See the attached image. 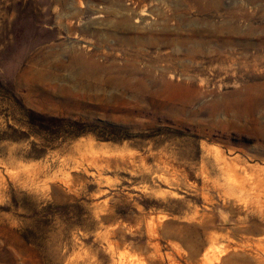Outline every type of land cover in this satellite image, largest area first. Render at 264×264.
Returning <instances> with one entry per match:
<instances>
[{"label":"rangeland","instance_id":"rangeland-1","mask_svg":"<svg viewBox=\"0 0 264 264\" xmlns=\"http://www.w3.org/2000/svg\"><path fill=\"white\" fill-rule=\"evenodd\" d=\"M262 80L264 0H0V264H264Z\"/></svg>","mask_w":264,"mask_h":264},{"label":"bare ground","instance_id":"bare-ground-1","mask_svg":"<svg viewBox=\"0 0 264 264\" xmlns=\"http://www.w3.org/2000/svg\"><path fill=\"white\" fill-rule=\"evenodd\" d=\"M198 33H200V32H198ZM163 35H164V37L159 38L158 42L156 43V44H159L161 47H176L178 45H187L188 41L191 40V38H189V37L184 38V39H180L178 37L177 33H174V32L163 33ZM196 42L202 44L201 41H196ZM170 56L171 55H169V54L163 55V57L167 58V59H169ZM79 65L81 66V64H79ZM120 68H118L117 66L114 65L113 67L109 68L108 74L106 76L101 77L98 75V73L101 71H104V67L99 65L92 58L90 60L86 59L82 64L83 71L79 75L74 76L72 78V82L74 84V89L76 91H79V92L80 91H82V92L91 91L92 92V91H95L98 87H104V89H105L107 86V87H112V88H116V89L119 88L121 90V94H119V95L123 96V94L128 95V93H130L131 96H133L132 94H134V96H136L138 98L144 97V99H145L146 96L149 93H151V88L153 86L159 85V81L155 77H150V79L152 81V85L149 86L147 83L144 82V77L143 78H131L127 74H123L122 70ZM126 70L127 71H129V70L136 71V68L131 67V69L127 68ZM246 75H248V74H246ZM61 87H62V85H61ZM55 89H56V87H55ZM63 89H65V88H63ZM66 89L71 90V88H66ZM100 90H101V88H100ZM108 90H109V88H108ZM248 90L252 93L251 95H253V97L254 96L259 97V104L264 106V80H262L260 82L249 83ZM40 92H42V91H40ZM122 92H123V94H122ZM238 92H242V91L239 90ZM38 93H39V91H38ZM57 95L58 94H56V95L49 94L48 97L47 96L46 97L48 99L52 100V99H56ZM103 97H105L104 94H103ZM112 97H113V95L110 98H112ZM110 98H109V100L111 101ZM118 98H120V97H118ZM118 98H116V99H118ZM99 99H100V97H99Z\"/></svg>","mask_w":264,"mask_h":264}]
</instances>
